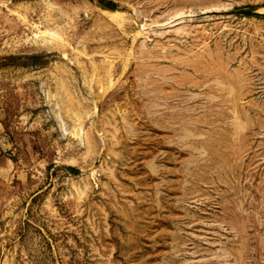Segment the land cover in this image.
I'll return each mask as SVG.
<instances>
[{
    "label": "rangeland",
    "instance_id": "rangeland-1",
    "mask_svg": "<svg viewBox=\"0 0 264 264\" xmlns=\"http://www.w3.org/2000/svg\"><path fill=\"white\" fill-rule=\"evenodd\" d=\"M0 264H264V0H0Z\"/></svg>",
    "mask_w": 264,
    "mask_h": 264
},
{
    "label": "bare ground",
    "instance_id": "bare-ground-1",
    "mask_svg": "<svg viewBox=\"0 0 264 264\" xmlns=\"http://www.w3.org/2000/svg\"><path fill=\"white\" fill-rule=\"evenodd\" d=\"M109 13V12H108ZM112 14H114V13H112ZM61 119V118H60ZM64 119V118H63ZM63 125V124H62ZM68 127V126H67ZM72 128H73V126H71ZM76 127H74V129H75ZM62 129H63V127H62Z\"/></svg>",
    "mask_w": 264,
    "mask_h": 264
}]
</instances>
